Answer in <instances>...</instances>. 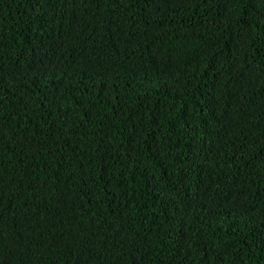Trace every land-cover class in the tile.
I'll use <instances>...</instances> for the list:
<instances>
[{"label": "trees", "instance_id": "1", "mask_svg": "<svg viewBox=\"0 0 264 264\" xmlns=\"http://www.w3.org/2000/svg\"><path fill=\"white\" fill-rule=\"evenodd\" d=\"M0 264H264V0H0Z\"/></svg>", "mask_w": 264, "mask_h": 264}]
</instances>
